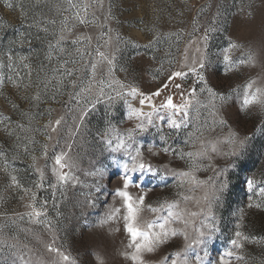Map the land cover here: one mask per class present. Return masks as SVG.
<instances>
[{
  "label": "rangeland",
  "instance_id": "obj_1",
  "mask_svg": "<svg viewBox=\"0 0 264 264\" xmlns=\"http://www.w3.org/2000/svg\"><path fill=\"white\" fill-rule=\"evenodd\" d=\"M9 4L13 6L9 7ZM109 8L111 18L107 28L112 30L113 39L119 36L123 41L130 40L141 46L134 47L127 43L119 45L114 76L125 84L138 86L144 92H154L161 88L167 75L178 70L184 62L185 48L189 49L191 61L196 42L205 28L212 26V18L219 10L218 30L210 34L205 50L208 57L205 77L209 86L227 97L223 102L215 101L217 116L210 115L212 109L209 107V94L200 92L202 85L194 76L185 80L177 79L176 83L183 84L186 96L188 89L196 88L194 96H187L191 101L187 127L179 131L169 129L167 125H163L162 130L152 127L147 132L136 134V140L144 145H158L162 148L164 141L161 136H164L168 145L189 152L199 151L202 144L210 147L212 143L224 141L230 130L239 140L248 139L235 156L212 154L213 163L226 170L220 179L227 183V187L216 193L217 199L212 198L208 185L193 186L189 190L188 184L180 186L176 178L167 175L165 180L161 181L157 176L147 185L150 191L145 203L156 207L165 202L179 201L177 210L197 212L198 215L190 218L186 228L183 223L171 225L181 232L187 231L190 236L195 234V229L201 228L202 221L204 225H214L218 231L207 243L209 258L214 264L218 262L220 254L229 248V241L235 237L236 231L260 242H245L243 249L236 250V254L244 259H233L231 264H264V240H260L264 237V197L253 195V204L259 203L261 206L248 207V197L252 194L245 183L250 177L264 182V106L252 104L241 111L242 90L239 95L233 91L249 79L256 80L257 86L264 87V0H105L104 10H97L100 18L98 23H104V15ZM201 8L205 10L199 14V30L194 32L192 20ZM65 9H68L66 0H0V75L13 76L20 85L17 87L5 80L0 88V117L7 118L4 123H0V149L5 152L7 159L5 167L4 158H0V264H101V261L103 264H133L123 255L125 251H132L127 247L129 239L124 231L123 220L118 218L101 224L113 208L121 207V200L111 193L118 186L121 169L117 161L123 154L112 152L100 136L111 129V136L114 137L135 127L136 119H127L126 105L119 100L110 104L105 98H100L95 108L89 111L79 133L69 138V129L73 127L74 117L80 108L75 100L70 99L69 94L74 89L65 77L60 94L55 99H43L39 111L44 112V115L37 116L30 124L28 117L21 115L37 111L30 104V98L40 90L37 85L42 88L41 82L46 78H59V74L52 69L64 61H69L67 68L75 70L71 79L82 80V87L89 83L86 73L90 72L87 67L90 57L81 59L76 49L82 46L73 45L71 40L81 34L95 38L100 31L95 25L76 24L61 45L65 51L57 49L52 53L51 61L46 59L48 42L55 44L52 33H58L61 20L71 15ZM49 20H55L56 25L48 24ZM45 27L48 28L47 32L43 31ZM172 33H179V36L170 35ZM154 39L156 42L151 49L143 47ZM229 40L243 46L231 51L233 60L239 59L242 52H248L254 56L253 63L241 66L236 72L225 73L223 53ZM200 46L203 47L202 44ZM8 53L13 55L11 68L7 66ZM19 57L27 59L21 61ZM23 64L29 67L24 68ZM16 73H19L18 78ZM106 73L105 67L104 72H98L97 76L107 79ZM54 85L55 80L50 85L48 97L55 92ZM98 87L97 84L93 85L94 90ZM175 93L174 86H170L168 90H162L160 97L154 98V103L159 106L168 95H173L174 103H183ZM129 100L134 107H141L138 100L130 97ZM85 106L91 107L81 101L80 107ZM48 109H52L51 115L47 114ZM143 110L147 112L150 108L145 106ZM61 116L64 117L65 126L59 134H53L54 139L49 141L43 127L50 120L55 121ZM221 118L226 124L213 123L214 119ZM17 123L25 124L31 131L20 132L15 127ZM156 123L160 124V121L156 120ZM10 132H15V135H10ZM17 135L23 142L27 138L34 139L35 143L29 144L33 150L24 152L23 143L17 141ZM57 140L59 145L54 149L49 147L48 156L44 157L40 151L41 146L45 143L54 145ZM67 143L72 144L68 154L75 164L71 171L78 182L58 185L53 189L50 186L56 183L52 171L54 154L62 149L67 151ZM18 144L20 147H17ZM218 147L227 152L231 146L223 143L218 144ZM156 150L154 147L153 151ZM143 151L145 161L162 168L161 174L168 169L190 170L187 159L181 160L163 152L153 156L147 147ZM33 156L37 158L36 163L45 175L41 189L34 187L40 180L33 167ZM199 163L201 170L196 171L195 176L201 181H208L213 176L211 169H204L208 159ZM64 171L69 169L65 168ZM10 175L17 176L23 188L30 189V192L10 187ZM149 176L148 173L142 174L141 181ZM129 191L136 196L139 190L130 186ZM32 192L36 193L37 208L44 200L48 201L47 219L52 221L51 228L43 223H35L25 215L30 211L27 206L32 203ZM53 192L55 208L52 206ZM181 193L189 199L184 201ZM206 193L209 195L208 200L203 198ZM166 214V211L160 213ZM155 215L147 209L141 210L138 213V226L151 222ZM204 230L207 231V228ZM185 243L184 236L178 235L155 252L145 253L144 258L147 264H160L165 256L182 250ZM48 244L58 248L69 260L63 261L55 253H49Z\"/></svg>",
  "mask_w": 264,
  "mask_h": 264
},
{
  "label": "snow or ice",
  "instance_id": "obj_2",
  "mask_svg": "<svg viewBox=\"0 0 264 264\" xmlns=\"http://www.w3.org/2000/svg\"><path fill=\"white\" fill-rule=\"evenodd\" d=\"M68 4V9L65 11H70L71 15L65 17L60 22L59 32H53L52 35L55 37V44L51 41L48 42V53L46 59L52 60V53L59 49L63 52L65 49L61 45L67 40L68 35L72 33L73 28L76 24L89 26L95 25L100 29L99 34L93 38L90 35L81 34L76 36L71 40L73 45H81L82 47L77 48V54L83 59L85 56L90 57L87 67L90 72L86 73L89 83L87 86H81L82 80L71 79L74 74V69L67 68L69 61H64L57 68H53L54 73L59 74V78L52 77L46 78L42 81V88L40 85L37 87L40 89L37 93L30 98V104L32 108L37 109L34 113H21L22 116L28 117L29 124L37 116H42L45 113L39 111L40 105L44 98L55 99V96L60 94V88L64 86V78L67 77L71 87L74 89L72 93L69 94L70 99L75 100L76 105L80 108L79 113L74 117V124L71 129H69V138L79 133L80 129L84 125L86 116L91 109L95 108V104L100 102V98H105L110 104L119 100L122 101L127 107V119H136L137 123L134 128L126 129L123 134H117L116 136H111V129L103 134H101L100 139L108 146L112 152L122 153L120 160L117 162L120 164V178L117 181L118 186L114 188L111 195L119 198L121 200L120 208H113L107 215V217L101 221V224L108 223L109 221H114L119 219L123 220L124 231L128 235L129 243L128 248L132 249L131 252L125 251L123 255L130 259L133 264H147L144 258L145 253L155 252L162 245L167 244L172 238L183 235L186 241L185 246L182 250L172 252L165 256L160 264H214L213 260L209 258L207 251V243L212 238L213 234L218 231L214 225H204L201 222V228L195 229L194 235H189L187 231L181 232L171 225L174 223H183L185 228L190 223V218L196 217L197 212H188L186 210L179 209V201L165 202L159 206L154 207L151 204H146V196L150 189H147V185L151 183V180L155 177H159L161 181L166 179L167 175H171L178 180L180 186L188 184L189 190L192 187H199L202 185H208L211 189V196L213 199H217V192L222 191L227 187V183L224 182L221 177L225 175L226 170L224 168L218 167L213 163L212 154L223 155L226 157L235 156L238 154V150L244 147L245 140H239L234 132H229L228 137L224 141H218L212 143L209 146L202 144L199 151H189L184 152L182 149H175L171 145L167 144L164 136H161V140L164 141V146L160 148L158 145H144L136 140V134L147 132L149 128L155 127L158 130H162L163 125H167L169 129L181 130L188 125V108L191 101L187 96H194L196 93V88L192 87L187 90V96L182 83H176L177 79L185 80L190 76H194L198 83L202 85L200 92H207L210 97L209 107L212 109L210 115L213 117L217 116V105L216 100L221 102L225 101L227 97L223 93L216 92L211 86H209L208 79L205 77V71L207 69L208 57L206 55V49L208 47V42L210 40V34L217 31L218 28V17L220 16L219 10L216 16L212 18L211 25L205 28L202 36L196 42L197 47L195 48V53L193 54L191 61L189 62V49L185 48L184 52V62L179 65L178 70L171 71L167 75L166 81L162 84L161 88H157L154 92H144L141 91L138 86L128 85L124 82L118 80L114 76V70L116 67V52L119 51V45L121 43L133 44L134 47H141L140 45L134 44L132 41H123L119 36L113 39L110 28H107V22L111 18L110 8L104 15V23H98L99 16H97V10H104L105 0H66ZM12 7V4L8 5ZM207 7H211L208 5ZM204 8H201L197 14V17L192 20L193 31H198L199 14L204 12ZM242 10V9H241ZM23 16V12H22ZM48 24L55 26V20L47 21ZM107 28V30H105ZM43 31L47 32L48 28L45 27ZM170 35H177L179 33H172ZM93 39H95V46L93 47ZM158 39V37L156 38ZM156 39L149 41L148 44L143 45L145 49H151ZM192 42H190L191 44ZM203 45V47L200 46ZM115 45V48H113ZM243 46L237 44L235 41L229 40L228 47L224 49L223 53V63L224 71L236 72L241 66L253 63L254 56L248 52H242L239 59L233 60L231 56V51L233 49L242 48ZM21 61L27 59L26 57H19ZM8 67L11 68L13 65V55L11 53L7 54ZM75 63V61H71ZM2 63V62H0ZM24 68H28V64H23ZM107 68L106 77L107 79L98 78L97 73H103L104 68ZM127 71V70H125ZM31 73H28L30 77ZM212 75H215L214 73ZM16 77H19V73H16ZM5 80L11 82L14 86L19 87L17 79L13 76L4 77L0 75V88L3 87ZM55 80V92L51 97H48L50 85L53 84ZM99 85L98 88L94 90L93 85ZM28 85H24L27 87ZM170 86H174L176 90V95H178L183 103L176 104L173 102V95H168L166 99L157 106L154 103V98L160 97L162 90H168ZM78 89V90H76ZM108 89L110 91H105ZM242 90V99L240 102V110L244 111L249 108L252 104H260L264 106V87L257 86V81L254 79H249L242 86H238L237 89L233 91L238 95ZM114 93V95L112 94ZM88 97H94V99H88ZM129 97L133 100H138L141 107H134L130 102ZM81 101L85 105H90L91 107H80ZM147 106L150 108L149 111L145 112L143 109ZM13 107H17L13 105ZM161 109L164 111L162 112ZM48 115H51L52 109L46 110ZM155 118V119H154ZM7 118L0 117V123H4ZM156 120L160 121V124L156 123ZM78 121V123H76ZM214 124L224 125L226 121L221 119H214ZM65 126L64 117L61 116L55 121H49L48 124L44 125L43 131L47 135L48 140L54 139L53 134H59L60 130ZM16 129L22 133H27L31 129L23 123H17ZM8 130L7 128L5 129ZM10 135H15V132H10ZM17 141H21V137L17 135ZM24 152H30L33 149L29 147V144H34L35 140L27 138L26 142H23ZM226 143L230 145V150L227 152L222 151L218 144ZM59 145L57 140L54 145H49L47 143L43 144L40 151L44 157L48 156L49 147L53 149ZM20 147V144L17 145ZM147 147V151L153 156H157L160 152L168 155L178 157L181 160L187 159L190 162L189 171H178L168 169L162 173V168L154 166L152 163L145 161L144 159V149ZM156 147V151L153 148ZM67 151L62 149L60 152L54 154V166L53 175L55 176L56 183L51 185L55 189L58 185L63 186L69 182L75 184L78 182L77 177L72 174V169L75 167L74 162L69 156V152L72 148V144L67 143L65 145ZM0 158H4L5 167H7V159L5 152L0 149ZM208 159V164L204 166V169H211L213 171V176L208 178V181H201L195 176V172L201 170V164L199 161L203 159ZM33 167L39 175L40 182L35 184L34 187L41 189L43 188L45 182L44 171L37 165V158L33 156ZM68 168L69 171H64ZM144 173L150 174L141 181V176ZM102 175V174H101ZM11 184L10 187H15L17 189L23 190L25 192H30V189H24L23 185L20 183L19 179L15 175H10ZM246 186L252 195H249L248 207H260L261 204H253L252 196L264 197V182H258L253 178H248L246 181ZM218 184V187H217ZM130 186L137 188L138 195L133 196L129 191ZM147 189V190H146ZM97 191H100L97 188ZM184 201H187L189 197L180 194ZM31 201L27 207L30 209L25 215H27L35 223L46 224L47 227H52V221L47 219V207L48 201L44 200L40 207L37 208V198L36 193H31ZM205 200L209 199V195L206 193L203 197ZM264 202V201H262ZM53 208L56 207L55 203V193L53 192ZM147 209L155 215V218L146 223L144 226H138V213ZM166 211V215H160ZM122 213V215H121ZM57 215L59 212L57 211ZM23 218V217H21ZM207 219V217H205ZM239 228V225H237ZM207 228V231L204 229ZM260 240H264L261 237ZM260 242L253 237L245 236L241 231L235 232V237L229 241V248L220 254L218 262L216 264H231L233 259L241 261L244 259L243 256L237 255L236 250H241L244 247L245 242ZM47 251L49 253H55L56 256L60 257L63 261H68L69 257L60 252V250L54 247L52 244L47 245ZM22 259V257H21ZM103 264V261H101Z\"/></svg>",
  "mask_w": 264,
  "mask_h": 264
}]
</instances>
